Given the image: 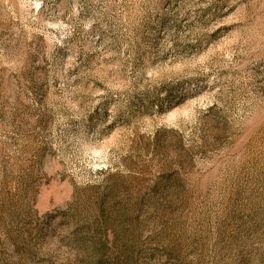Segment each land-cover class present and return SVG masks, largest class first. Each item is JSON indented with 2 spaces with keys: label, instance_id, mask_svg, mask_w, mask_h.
<instances>
[{
  "label": "rangeland",
  "instance_id": "1",
  "mask_svg": "<svg viewBox=\"0 0 264 264\" xmlns=\"http://www.w3.org/2000/svg\"><path fill=\"white\" fill-rule=\"evenodd\" d=\"M0 264H264V0H0Z\"/></svg>",
  "mask_w": 264,
  "mask_h": 264
}]
</instances>
